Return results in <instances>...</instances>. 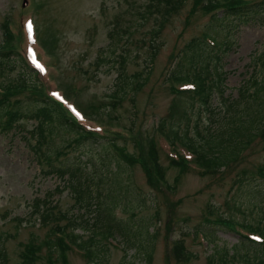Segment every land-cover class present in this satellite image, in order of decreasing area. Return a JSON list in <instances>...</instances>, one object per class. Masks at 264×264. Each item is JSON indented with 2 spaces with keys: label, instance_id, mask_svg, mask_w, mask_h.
<instances>
[{
  "label": "rangeland",
  "instance_id": "1",
  "mask_svg": "<svg viewBox=\"0 0 264 264\" xmlns=\"http://www.w3.org/2000/svg\"><path fill=\"white\" fill-rule=\"evenodd\" d=\"M28 1L24 7L23 0H0V44L3 40L1 26L10 20L14 32L22 28L25 34L20 44L22 54L28 56L34 49L40 65L43 91L39 95L28 89L27 93H17V96L56 97L70 118L136 155L139 152L136 140L155 138L167 181L162 190L154 188L140 163L118 161L111 151L113 148L104 145L106 141L101 145L89 141L76 143V134L59 126L48 135L47 147L63 149L66 155L53 163L69 173H76V180L69 178V174L64 177L58 173L44 175L45 165L40 164L33 148L37 123L23 120L9 132L0 129V246H4L7 253V261L2 264H17L23 243L31 238L43 241L57 225L81 235L82 240H89L94 228L84 226L94 222L101 225L104 214L109 211L107 207L114 204L116 217L127 223V230L123 232L114 227L110 238H102L104 247L93 257V263L91 260L88 263L85 255L74 248L68 252V264H149L143 249L146 247L153 250L151 264H178L175 258L178 241L193 255L187 264H210L212 255L217 259L226 250L231 253L234 248L244 249L239 234L230 228L234 222L221 225L216 221L226 216L239 225L264 223V179L257 175L264 162L261 134L264 132V94L259 99L241 94V88L248 85L252 74L261 76L258 58H264V8L222 21L223 8H218L215 15L206 14L194 9L195 0H187L162 32V46L150 62L149 51L141 43L124 44L132 38L133 41L150 38L145 31L152 22L139 28L141 18L131 13L123 0ZM135 16L136 28L131 23V17ZM115 23L121 27L127 25L126 28L130 25L117 50L108 36ZM204 32H210L221 41L228 40L231 46L220 53L222 60L212 71L215 79L220 73L226 74L222 90L215 89L208 105L188 106L191 141H202V136L208 137L220 130L236 116L248 122L256 115L258 129L251 133L256 134L253 143L225 168L201 174L191 161L190 169L181 173L170 163V156H177L176 152L157 129L177 97L168 76L179 66L186 44ZM15 43L18 46L17 36ZM44 46L52 53V58ZM127 50L130 53L128 73L144 84L126 99L114 101L111 95L118 94L116 79L123 69L119 55L127 54ZM26 66L18 62L8 73L18 77ZM27 74L23 77L34 78L32 72ZM2 80L0 76V82ZM184 103L185 100L182 105ZM95 105L101 107L93 112ZM260 113H263L262 122ZM186 121L187 118L182 124L186 125ZM233 131L243 139L250 135L243 136L242 133L247 132L237 133L235 128ZM178 148L187 157H193L192 150L184 145ZM56 152H51L53 158ZM243 174L249 176L248 186V182L243 185L238 182ZM78 180L95 190L88 203H78L76 191L68 185L73 181L78 185ZM37 201H46L39 212ZM44 206L49 207L50 213L46 221L42 219L47 211ZM71 218L76 219L75 229ZM136 231L141 246H135ZM43 256L41 264H48L47 247L43 249ZM244 262L247 264L246 260ZM248 264H257L253 256Z\"/></svg>",
  "mask_w": 264,
  "mask_h": 264
},
{
  "label": "trees",
  "instance_id": "2",
  "mask_svg": "<svg viewBox=\"0 0 264 264\" xmlns=\"http://www.w3.org/2000/svg\"><path fill=\"white\" fill-rule=\"evenodd\" d=\"M186 1L187 0L122 1L128 5L131 13H136L137 18H141V21H138L139 28L146 27L147 24L152 22V26L145 31L146 34L150 35V45L147 47L150 51V60L148 61L153 62L160 49L161 44L157 41V37L159 38L161 36L174 14L180 10ZM218 8H223L224 15L220 19L224 21L233 16H239L241 13L247 14L252 11L257 12L262 10L264 8V0H256L253 2L246 0H195L194 3V9L201 10L206 14H214ZM154 15L156 16V19L153 18ZM136 21V16L134 18L131 17L133 27H135ZM126 26H122L123 29L118 23H115L108 32L110 41L115 45L116 50L121 44L122 38L125 37L126 31L130 28V25H128V28H126ZM1 28L4 39L3 44L0 45V49H3L2 51L0 50V76H3V80L0 82V129L5 132L11 131L18 126L22 120H34L37 123L33 134V137L35 138V144L33 145L34 153L40 164L46 166L42 171L47 175L53 172L58 173L59 171L64 177L69 173L61 167L58 168L53 163L55 160H61L60 157L65 154L63 149L58 148L56 150H51L47 147L48 135L54 131L53 129L55 127L59 126L68 132L76 134L75 141L79 144L89 141L101 145L106 141L104 145H107L108 147L110 145L113 148L111 151L116 154L118 161L123 163L126 161L129 164L140 163L147 176L148 182L154 188L157 187L162 190L163 184L167 181V172L159 161V148L155 138L136 140L137 149H139V152L136 155L135 152L128 151L125 146L118 145L112 139L105 138L98 132L88 131L74 118H70L63 106L49 95L41 97L25 96L24 98L17 96V93H27L28 89H32L40 95V92L43 91V89L40 81L36 78L38 73L37 71L33 72V69L27 71L25 68H22L18 77H12V75H10L11 73H8V71L12 72L15 69V65L18 64V62L21 63L23 58H21L19 52H17V46L15 43L16 36L12 32L8 23L3 24ZM208 38L213 39V44H210ZM147 39L148 38L143 37L136 40V42L142 43V45H147ZM18 41L19 39L17 38V42ZM130 41L131 42H127L133 44L132 39ZM230 46L228 40L221 41L210 32H204L201 37H195L186 44L182 50L183 57H179V66L176 69H173V73H170L168 76V79L174 81L171 86L173 93H175L177 97L173 100L168 116L161 119V127L159 129L172 142L180 139V141H183L190 150L191 148L194 149V152L198 155L197 161L200 166L199 173L201 174H211L216 172L225 168L231 161L237 159L239 155H241L242 152L253 143L256 134L251 135V133L258 129V127L255 126L258 119L256 115L248 122L239 120L236 116L220 130L210 134L208 137L202 136L203 139L200 142H197L196 140L191 141V136H189L188 129L190 117L188 115V106L194 107L196 103L208 105L214 89H222L226 81V74L220 73L218 74V79H215L210 65L213 61L215 63L220 62L222 60L220 53L225 49H229ZM49 49L54 51V49ZM50 54L52 53L50 52ZM119 56L120 67L123 69L119 70L116 79L119 86V90L117 91L118 94L111 95V97H114L115 101L126 99L129 94H134L144 84V82L136 81L135 75L128 73L127 64L128 57L130 56L129 51L127 54H120ZM258 59L261 61L260 66L262 68L259 72L261 76L257 77L256 74H252V81L248 80V85L241 88V94L243 96L250 95L254 99H259L264 94V58ZM31 72L34 75V78L31 77L32 79L29 80L23 77L26 76V73L29 74ZM184 81L195 83V88L188 90L177 89L175 83H181ZM183 100H185L184 105H182ZM100 107L101 106L95 105L93 112L97 109L99 110ZM97 116H100V112L98 111ZM259 116L260 122H262L263 113H260ZM186 118L187 124L184 129H181L182 123ZM234 128L237 133L246 131V134H244V132L242 133L243 136L248 135V133L250 135L247 136V139H243L234 134V131L231 132ZM181 131H184V134L179 133ZM261 134L262 139H264V132ZM52 151H57L56 158L52 157ZM115 163L118 165L116 160ZM170 163L173 167L178 168L181 173H185L189 169L186 159L183 157H181L180 160L170 159ZM117 170H119V168H117ZM76 175L77 174L73 171L69 173L70 178L73 180H76ZM257 175H262L264 177V162L259 167ZM248 178L249 176H247V174H243L239 176L238 182L242 185L248 182L246 185L248 186L250 184ZM68 184L76 191L78 203H82L83 201L88 203V199L92 197L95 192L90 184L85 183L82 180H78V185H76L74 181L68 182ZM42 204L43 203L37 201L36 205L40 207L38 212L41 210V207H43ZM115 207L116 204L107 207V210L109 211L104 214L101 221L103 223L101 225H99L98 222H94L93 224L88 223L87 226H84V228H90L92 226L94 228L95 232L93 236H90L89 240H82L81 235L69 232L59 225L52 228L47 238L41 242H37V239L35 240L31 238L28 242L22 244L23 250L20 254L21 261H19L18 264H41V261L44 258V247H47L48 250V256L46 258L48 264H68V252L72 248L68 243V240L84 251L88 263H90V260L91 263H93V257L98 256L97 253H100L101 251L100 247H104L101 240L102 238L106 239L110 235L112 236V229L114 227H117L123 232L127 230V223H122L121 220L117 219ZM44 208V211H47L42 216V219L46 220V218L50 216V213H48V206H44ZM74 220L76 219L71 218L70 220L71 224L74 225L73 229L77 226ZM114 222L116 223L114 224ZM229 222H234L233 224H230V228L235 229V225H238L233 218L226 216L218 217L216 221L217 224L221 225H228ZM241 226L250 230L260 231L264 234V223L261 221L257 224H241ZM141 227H143V224ZM144 227L147 228L146 225H144ZM125 236H127V234H125ZM98 237L101 238L98 239ZM240 240L241 245H243L245 249V252H243L242 255V250L240 251L237 248H234L233 251H231V254L229 250H226L224 253L219 254L217 259L212 255L210 258V264H246L244 260L250 261L249 250L251 249H253L252 252L255 256L259 258V263L264 264V259L262 257L264 254V242L258 244L249 239L244 240L241 238ZM178 244L175 254L176 261L178 264H187V262L192 260L193 255L184 249L182 242H179ZM139 245L141 246L142 242L140 243L137 232L135 246ZM143 249L146 250L145 253L147 260L149 264H151L153 250L148 247ZM6 261L7 253L5 247L0 246V264L5 263Z\"/></svg>",
  "mask_w": 264,
  "mask_h": 264
}]
</instances>
